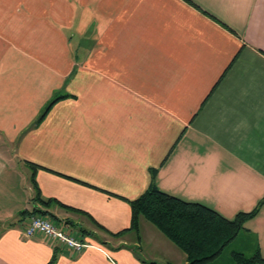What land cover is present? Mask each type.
<instances>
[{
	"label": "crops",
	"instance_id": "obj_1",
	"mask_svg": "<svg viewBox=\"0 0 264 264\" xmlns=\"http://www.w3.org/2000/svg\"><path fill=\"white\" fill-rule=\"evenodd\" d=\"M151 185L258 208L225 247L264 258V0H0V264H188L133 224ZM34 208L88 245L24 237Z\"/></svg>",
	"mask_w": 264,
	"mask_h": 264
},
{
	"label": "trees",
	"instance_id": "obj_2",
	"mask_svg": "<svg viewBox=\"0 0 264 264\" xmlns=\"http://www.w3.org/2000/svg\"><path fill=\"white\" fill-rule=\"evenodd\" d=\"M68 96L69 94L65 93L54 97L45 112L50 110L54 103ZM44 116L45 114L41 118ZM28 162L32 168L31 181L37 197L44 205L51 204L53 200L41 197L36 181V171L47 167L32 161ZM130 203L133 211V224L137 225L139 217L143 215L185 251L189 260L188 264H207L216 258L243 228L245 220L258 211L256 208L250 212H239L233 219H228L205 204L184 200L159 189L156 185H151L141 196L131 200ZM36 210V208L24 210L21 215L34 216ZM233 256L237 264H264V258L259 252L251 257L233 252Z\"/></svg>",
	"mask_w": 264,
	"mask_h": 264
},
{
	"label": "built area",
	"instance_id": "obj_3",
	"mask_svg": "<svg viewBox=\"0 0 264 264\" xmlns=\"http://www.w3.org/2000/svg\"><path fill=\"white\" fill-rule=\"evenodd\" d=\"M22 234L29 238L40 234L49 241L62 243L74 251H80L88 245L77 239L75 235L65 231L61 224L41 214L30 218L22 229Z\"/></svg>",
	"mask_w": 264,
	"mask_h": 264
},
{
	"label": "rangeland",
	"instance_id": "obj_4",
	"mask_svg": "<svg viewBox=\"0 0 264 264\" xmlns=\"http://www.w3.org/2000/svg\"><path fill=\"white\" fill-rule=\"evenodd\" d=\"M238 243L239 242H237V244L235 245L239 246ZM248 257H251V255L249 254ZM219 259L220 260L218 262H214V260H211L207 264H237V261L234 259V256H233V246L225 247Z\"/></svg>",
	"mask_w": 264,
	"mask_h": 264
}]
</instances>
